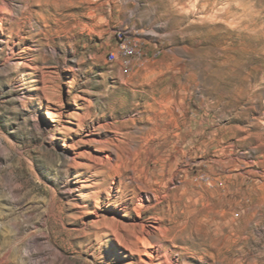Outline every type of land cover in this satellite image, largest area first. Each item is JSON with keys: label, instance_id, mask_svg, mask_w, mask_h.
Returning a JSON list of instances; mask_svg holds the SVG:
<instances>
[{"label": "rangeland", "instance_id": "374dc122", "mask_svg": "<svg viewBox=\"0 0 264 264\" xmlns=\"http://www.w3.org/2000/svg\"><path fill=\"white\" fill-rule=\"evenodd\" d=\"M130 263L264 264V0H0V264Z\"/></svg>", "mask_w": 264, "mask_h": 264}, {"label": "built area", "instance_id": "2783aa9c", "mask_svg": "<svg viewBox=\"0 0 264 264\" xmlns=\"http://www.w3.org/2000/svg\"><path fill=\"white\" fill-rule=\"evenodd\" d=\"M116 47L115 57H140L142 48L137 40L131 36L128 30L122 33H115Z\"/></svg>", "mask_w": 264, "mask_h": 264}, {"label": "bare ground", "instance_id": "6f19581e", "mask_svg": "<svg viewBox=\"0 0 264 264\" xmlns=\"http://www.w3.org/2000/svg\"><path fill=\"white\" fill-rule=\"evenodd\" d=\"M116 57H115V54L114 53H111L110 55H109V60L110 61H113L114 59H115ZM121 60H123L127 65H130V63H131V61H132V59L134 58V57H119ZM82 159H84V164H86V162L87 161H89L90 160V157L89 156H84ZM91 161V160H90ZM131 264V263H130Z\"/></svg>", "mask_w": 264, "mask_h": 264}]
</instances>
